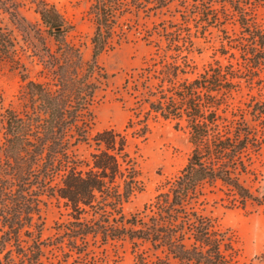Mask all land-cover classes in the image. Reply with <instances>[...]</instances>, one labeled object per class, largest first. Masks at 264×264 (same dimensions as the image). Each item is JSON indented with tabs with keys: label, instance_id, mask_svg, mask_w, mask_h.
<instances>
[{
	"label": "trees",
	"instance_id": "obj_1",
	"mask_svg": "<svg viewBox=\"0 0 264 264\" xmlns=\"http://www.w3.org/2000/svg\"><path fill=\"white\" fill-rule=\"evenodd\" d=\"M42 5L41 20L55 34L54 28L61 27L59 14L53 5ZM171 5L175 10L161 17ZM262 6L264 0H95L91 61L82 77L68 86L62 82L55 93L27 80L35 107L23 115L5 114L0 264H88L95 248L115 241L130 243L144 264L148 258L154 264H168L169 258L176 264H229L221 249L223 239L195 204L202 185L220 183L242 206L264 207V189L250 184L255 180L253 156L264 146V101L251 96L243 105L233 104L240 79L263 81L264 26L257 18ZM142 10L149 13L147 22L159 26L156 35L146 26V40L154 42L157 36L158 43H166L140 73L135 91L150 112L175 121V126L183 121L191 147L167 191L127 214L124 204L141 187L139 171L123 135L103 129L91 136L88 110L106 79L96 67L97 57L124 18ZM189 22L202 34L235 22L240 31L223 40L238 50V57L232 51L225 64L215 60L187 77L192 68L187 56L195 50L192 36H197ZM0 36L5 51L10 43L4 33ZM81 143L92 148L89 157L79 152ZM52 200L63 207L60 215L65 218L43 238V212Z\"/></svg>",
	"mask_w": 264,
	"mask_h": 264
},
{
	"label": "rangeland",
	"instance_id": "obj_2",
	"mask_svg": "<svg viewBox=\"0 0 264 264\" xmlns=\"http://www.w3.org/2000/svg\"><path fill=\"white\" fill-rule=\"evenodd\" d=\"M42 2L57 10L61 19L60 32H49L42 22ZM94 3L95 0H0V35L4 33L10 43L6 53L0 47V141L7 111L23 115L36 105L26 89L27 80L40 83L55 93L62 82L68 86L88 69L94 33ZM174 10L171 5L161 17H169ZM148 14L142 10L127 15L97 57L96 67L102 69L106 79L94 92L88 110L92 116L91 136L103 129H113L123 135L125 149L139 171L141 187L124 204L127 214L142 210L153 203L159 193L167 191L169 183L187 162L191 147L185 123L181 121L175 126V121L150 112L135 91L140 73L153 58H158V47L166 43L164 39L158 43L157 36L154 42L146 40L147 25L155 31L154 35L159 28L147 22ZM257 18L264 26V6L258 8ZM153 19L158 22L157 18ZM188 26L197 36H192L195 50L187 56L192 66L187 77H194L215 60L225 64L232 51L238 57V50L230 48L223 40L234 32L238 34L240 29L235 22L226 24L222 31L209 27L204 34L195 30L193 22ZM222 51L226 54L222 55ZM260 78L262 82L255 78L251 83L240 79L233 104L243 105L251 96L264 101V71ZM92 151L88 144L79 145L83 156L89 157ZM252 167L251 177L255 180L250 184L253 189L262 190L264 146L253 156ZM200 193L195 208L210 219L213 229L223 239L221 249L229 264H264V207L250 203L242 206L220 183L204 184ZM63 211L53 200L44 208L43 238L53 233L56 221L65 218L60 215ZM94 255L88 264H144L135 257L127 241L99 246L94 249ZM159 255L163 258L164 254ZM148 260L145 264H154L155 259ZM167 262L176 264L171 258Z\"/></svg>",
	"mask_w": 264,
	"mask_h": 264
},
{
	"label": "flooded vegetation",
	"instance_id": "obj_3",
	"mask_svg": "<svg viewBox=\"0 0 264 264\" xmlns=\"http://www.w3.org/2000/svg\"><path fill=\"white\" fill-rule=\"evenodd\" d=\"M61 31V28L60 29H57V30H55V32H60Z\"/></svg>",
	"mask_w": 264,
	"mask_h": 264
},
{
	"label": "water",
	"instance_id": "obj_4",
	"mask_svg": "<svg viewBox=\"0 0 264 264\" xmlns=\"http://www.w3.org/2000/svg\"><path fill=\"white\" fill-rule=\"evenodd\" d=\"M60 28H62V27H55L54 30H57V29H60Z\"/></svg>",
	"mask_w": 264,
	"mask_h": 264
}]
</instances>
